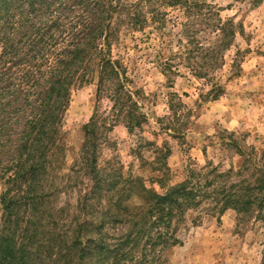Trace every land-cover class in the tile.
<instances>
[{
	"label": "trees",
	"instance_id": "trees-1",
	"mask_svg": "<svg viewBox=\"0 0 264 264\" xmlns=\"http://www.w3.org/2000/svg\"><path fill=\"white\" fill-rule=\"evenodd\" d=\"M160 6L187 20L185 60L197 75H207L210 64H217L232 43L234 31L205 0H0V149L9 143L18 152L12 159L17 165L3 166L2 175L10 172L7 180L19 181V186L27 183L32 194L31 214L26 215L30 218H24L27 225L21 236L24 220L14 219L20 203L8 196L9 190L2 195L0 264H24L27 255L59 258L66 250L77 258L71 264H162L165 251L181 242L182 225L207 199L214 210L257 211L264 221V166L253 152L243 153L244 161L237 168L224 171L209 164L208 171H193L191 179L170 185L164 192L153 186L159 183L157 175L151 179L116 177L106 187L95 152L93 197L100 212L93 216V231L86 234L79 221L74 235L73 229L71 236L68 230L58 229L46 234L45 224H37L49 211L47 194L38 189L44 188L46 173L53 169L52 157L62 148V119L74 83L92 76L98 85L93 121L83 127L82 160L96 138L102 100L111 98L113 110L129 126L146 120L126 87L128 70L115 59L113 44L120 32L136 36L145 29ZM164 19L165 15L157 20ZM194 19L203 20L209 34L216 30L219 36L202 43ZM233 146L242 154L238 144ZM245 170L252 173L244 175ZM193 219L190 222H197Z\"/></svg>",
	"mask_w": 264,
	"mask_h": 264
},
{
	"label": "rangeland",
	"instance_id": "rangeland-1",
	"mask_svg": "<svg viewBox=\"0 0 264 264\" xmlns=\"http://www.w3.org/2000/svg\"><path fill=\"white\" fill-rule=\"evenodd\" d=\"M205 1L234 31L232 43L217 64H210L207 75H197L185 60L187 20L175 10L160 6L136 36L119 33L113 55L127 68L126 87L146 120L129 126L113 110L111 98L102 100L96 138L84 160L80 158L86 140L83 127L93 121L98 85L92 76L73 84L62 119V148L52 157L53 169L46 173L44 188L38 189L47 194L49 211L37 219L38 226L45 224L46 234L58 229L71 236L73 229L74 235L79 221L86 234L93 231V216L100 212L93 197L95 152L106 187L116 177L157 175L159 183L153 186L160 192L191 179L193 171H208L209 164L224 171L237 168L244 161L243 153H255L264 166V0ZM164 15V20H157ZM194 21L202 43L219 36L216 30L209 34L203 20ZM233 144L243 149L242 154ZM17 155L13 144L0 149V229L2 195L7 190L20 203L14 219L22 221L27 212L31 214L28 184L9 182L10 172L2 175L3 166L17 165L12 161ZM250 173L245 170L244 175ZM201 205L180 228L181 242L165 251L162 264H264V221L257 211L214 210L208 199ZM194 217L197 222H190ZM26 225L24 220L20 236ZM71 253L66 250L59 258L46 260L27 255L24 264H71L77 259Z\"/></svg>",
	"mask_w": 264,
	"mask_h": 264
}]
</instances>
